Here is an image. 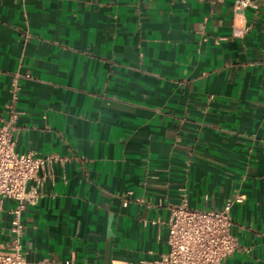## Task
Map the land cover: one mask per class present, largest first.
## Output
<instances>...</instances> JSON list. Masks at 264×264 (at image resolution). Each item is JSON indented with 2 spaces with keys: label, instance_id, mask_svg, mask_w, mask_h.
I'll use <instances>...</instances> for the list:
<instances>
[{
  "label": "crops",
  "instance_id": "obj_1",
  "mask_svg": "<svg viewBox=\"0 0 264 264\" xmlns=\"http://www.w3.org/2000/svg\"><path fill=\"white\" fill-rule=\"evenodd\" d=\"M233 2L0 0V123L19 74L15 152L63 159L28 183L26 261L154 264L182 195L241 194L222 264H264V0Z\"/></svg>",
  "mask_w": 264,
  "mask_h": 264
},
{
  "label": "built area",
  "instance_id": "obj_2",
  "mask_svg": "<svg viewBox=\"0 0 264 264\" xmlns=\"http://www.w3.org/2000/svg\"><path fill=\"white\" fill-rule=\"evenodd\" d=\"M259 0H234V13L241 14L247 8L257 9ZM244 29L233 28V36H241ZM28 75L25 76L27 78ZM19 74L10 79V98L6 104L7 117L0 123V215L2 202L15 203L11 211L9 240L0 244V264H76L73 261L41 260L26 261L21 238V215L27 206L37 203L39 194L28 188L30 181L37 180L38 173L53 161H62L56 155L34 156L19 154L14 150L17 131ZM180 203L170 209L167 221V252L154 264H222L239 248L231 233L230 208L241 204L244 196L235 194L219 210H196L188 206L182 195ZM125 206V204L123 203Z\"/></svg>",
  "mask_w": 264,
  "mask_h": 264
}]
</instances>
